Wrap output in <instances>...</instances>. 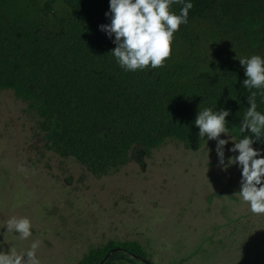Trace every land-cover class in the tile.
Here are the masks:
<instances>
[{"label":"trees","instance_id":"1","mask_svg":"<svg viewBox=\"0 0 264 264\" xmlns=\"http://www.w3.org/2000/svg\"><path fill=\"white\" fill-rule=\"evenodd\" d=\"M188 22L175 33L164 67L128 71L112 51L110 0H0V89L15 97L52 131L48 147L68 153L101 176L128 161L139 145L150 149L173 138L197 149L199 111L229 110V134L240 140L256 91L264 114V89H246L240 59L264 58V0H184ZM181 4L171 10L179 14ZM108 13V15H105ZM264 148V136H253ZM113 246L146 256L136 241L110 240L90 247L75 264H96Z\"/></svg>","mask_w":264,"mask_h":264},{"label":"rangeland","instance_id":"2","mask_svg":"<svg viewBox=\"0 0 264 264\" xmlns=\"http://www.w3.org/2000/svg\"><path fill=\"white\" fill-rule=\"evenodd\" d=\"M52 134L27 102L0 89V251L26 253L40 241V264H75L90 247L129 240L155 264H264V215L238 194L232 135L219 137L228 141L224 164L218 140L190 149L168 138L149 153L134 145L126 164L95 176L50 149ZM12 217L28 218L32 236L8 232Z\"/></svg>","mask_w":264,"mask_h":264},{"label":"clouds","instance_id":"3","mask_svg":"<svg viewBox=\"0 0 264 264\" xmlns=\"http://www.w3.org/2000/svg\"><path fill=\"white\" fill-rule=\"evenodd\" d=\"M173 4H181L179 14L171 10ZM193 4L184 0H110L111 23L101 25L109 37L115 35L116 47L111 52L118 64L128 70L136 71L151 67H164L165 61L171 58L175 33L180 26L187 24L189 10ZM105 15H108L106 13ZM245 67L247 79L243 81L246 89H264V58L253 55L239 60ZM264 95V92L261 93ZM256 91L247 97L250 107L240 125V133L250 130L252 135H244L230 149L239 152L238 156L229 159L228 164L239 163L242 166L241 190L238 193L244 203L250 206L253 214L264 215V157L253 148V136L259 140L264 136V114L257 111ZM229 110L213 111L205 108L199 111L195 125L199 136L209 140H218L217 154L224 164V146L228 143L219 139L221 134L229 135L226 117ZM8 232L19 233L20 239L27 240L32 236V223L28 218L12 217L6 222ZM40 241H34L26 253L11 249L0 251V264H40L36 249ZM26 257V259H25Z\"/></svg>","mask_w":264,"mask_h":264},{"label":"flooded vegetation","instance_id":"4","mask_svg":"<svg viewBox=\"0 0 264 264\" xmlns=\"http://www.w3.org/2000/svg\"><path fill=\"white\" fill-rule=\"evenodd\" d=\"M115 248H116V250H114L111 253V255L109 256V258L107 259V261L104 264H131V263L125 261L122 257L115 256L116 253L124 254V255L128 256L130 259H132V261L134 260V261H138L140 264H145L142 261V258H147V256L135 254L123 246H113V247H110L109 250L115 249ZM135 256H139V258H136Z\"/></svg>","mask_w":264,"mask_h":264},{"label":"water","instance_id":"5","mask_svg":"<svg viewBox=\"0 0 264 264\" xmlns=\"http://www.w3.org/2000/svg\"><path fill=\"white\" fill-rule=\"evenodd\" d=\"M114 250H116V248H115V249H110V250H108L107 253H105V255L102 257V259H101L97 264H104V263L107 261V259L109 258V256L111 255V253H112ZM135 257H136V258H139V256H135ZM142 261H143L145 264H155V263H153L152 261H150V260L147 259V258H142Z\"/></svg>","mask_w":264,"mask_h":264}]
</instances>
